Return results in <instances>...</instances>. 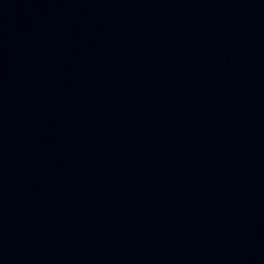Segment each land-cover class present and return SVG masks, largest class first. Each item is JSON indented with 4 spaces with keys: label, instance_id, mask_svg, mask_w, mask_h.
Segmentation results:
<instances>
[{
    "label": "water",
    "instance_id": "obj_1",
    "mask_svg": "<svg viewBox=\"0 0 264 264\" xmlns=\"http://www.w3.org/2000/svg\"><path fill=\"white\" fill-rule=\"evenodd\" d=\"M0 264H264V88L0 111Z\"/></svg>",
    "mask_w": 264,
    "mask_h": 264
}]
</instances>
